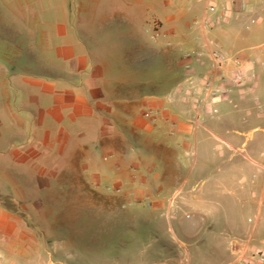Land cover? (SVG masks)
<instances>
[{
    "label": "crops",
    "instance_id": "crops-1",
    "mask_svg": "<svg viewBox=\"0 0 264 264\" xmlns=\"http://www.w3.org/2000/svg\"><path fill=\"white\" fill-rule=\"evenodd\" d=\"M66 1L57 7L50 0H0V198L10 197L23 211L0 200V264H120V240L128 245L121 254L125 264L175 263L180 253L189 256L197 231L181 237L171 227L161 232L154 220L111 214L119 202L140 194L149 201L147 190L165 193L155 205L168 211L173 197L185 204L207 201L213 185L197 195L185 188L199 176L218 174L214 164L224 158V145L237 139L236 131L222 135L226 123L210 114L215 104L198 108L183 91V79L162 96L134 86L142 73L154 83L152 69L172 80L170 71L179 63L165 54L167 48L161 52L145 42L144 24L153 26L154 41L166 38L194 9L188 0H131L134 8L98 19L93 11V19L76 28ZM241 1L248 9L235 6L234 12L262 19L264 0ZM120 22L127 35L117 31ZM207 36L199 34L197 49L207 50ZM236 52L251 60L257 75L253 84L249 79L231 90L232 101L241 103L259 87L264 71L252 53ZM207 71V57L193 61L196 79ZM149 109L157 111L154 119L143 116ZM91 173L103 180L112 176L121 191L104 194L98 183H88ZM72 209L78 215L71 216ZM137 231L143 233L135 236ZM247 237L252 249L254 236ZM150 245L155 250L146 252Z\"/></svg>",
    "mask_w": 264,
    "mask_h": 264
},
{
    "label": "rangeland",
    "instance_id": "rangeland-1",
    "mask_svg": "<svg viewBox=\"0 0 264 264\" xmlns=\"http://www.w3.org/2000/svg\"><path fill=\"white\" fill-rule=\"evenodd\" d=\"M50 1L55 2L57 7L61 2V0ZM208 1L188 0L194 10L181 18L174 28L169 29L166 38L160 36L154 41L152 38L154 35L153 26L147 22L144 24L145 42L149 45H156L161 52L167 48L165 54L175 63H179L170 71L174 75L172 80L160 79L158 72H153L155 69H152L151 72L156 75L157 79L154 83L149 84L146 80L147 74L142 73L140 80H137V77L136 84L134 83L140 92L162 96L165 92L176 89V79L184 77V60L181 59V55L185 51L197 49L200 42L198 36L201 32L207 33V37L219 42L227 50L233 52L243 50L248 55L252 53L250 58H254L259 68L264 71V28L261 26L264 25V12L260 14L261 20L247 19L244 13L234 12L233 9L238 6L240 11H245L248 9V3L244 1L246 6L242 8L241 0H235L231 12L224 19L214 21L216 15H208L212 21V27L205 30L194 22L201 20L205 15ZM210 1L215 2L218 7L226 5L225 0ZM66 2L65 9L70 14L69 20L76 28L84 27L85 23L91 20L94 15L93 11L96 12L98 19V15L104 12H110L117 8L128 10L136 6L133 3L135 6L131 7L133 6L131 0H99V3L94 0H67ZM85 8H88L89 12H86ZM246 24L248 28H245ZM127 29L128 26L124 22H120V29L117 31L123 35L126 34ZM257 50L258 54L253 56ZM134 53L137 54V52ZM255 80H250V82L253 84ZM138 81L141 85L138 84ZM181 87L185 91V86ZM254 91L249 92L247 99L242 100L241 103L238 102L239 99L232 101L231 92L224 99L214 103L216 115L221 117L220 121L226 123L225 128L221 130L222 135L227 137V130L232 133L236 131L238 135H236V140H230V145H224V158L214 164L215 171L219 168V172H216L218 174L209 179L204 175L199 176L197 181L194 180L185 188H191L189 193L197 195L205 184L213 185V191H208L206 194L207 201L205 200L200 205L185 204L178 197L168 211L167 207L155 205L157 201L165 198L166 194L147 190L145 194L149 195V201L144 202L143 194H140L137 196L138 198L119 202L117 209L113 210L111 215L117 217L154 220V223L161 228V232L165 226L171 227L181 237L182 233L187 230L197 231L199 237L190 241L189 256L180 253L178 259H175V263H171L169 260L168 263L227 264L233 258L231 242L244 239L249 233L254 236L251 241L252 249H264V222L261 223L264 219V204L262 207L263 218L258 219L256 215L261 196L264 197V78ZM233 104H237V106L235 107ZM254 127L256 128L253 129ZM17 179L21 181L25 178ZM88 183L91 185L98 183V190L106 195L113 196L115 194V184L110 175L107 180H103L96 173H91ZM218 184L221 185L218 186ZM24 186L22 185V187ZM7 189L10 190V187ZM9 193L11 195V191ZM1 198L5 199V202L2 203L3 206L10 208L12 203L10 197L3 196ZM12 207L13 211H18L20 214L23 212L15 205ZM95 211L92 210L91 213H95ZM69 212H71V216L78 215V210L72 209ZM37 215L33 213V218L37 219ZM142 233V231H137L134 234L136 236V234ZM124 241L118 242L119 245H123L118 248L120 264H125L121 254H124L128 249V245ZM153 250H155L154 245L146 247V252ZM167 252L166 256L169 257V251Z\"/></svg>",
    "mask_w": 264,
    "mask_h": 264
},
{
    "label": "built area",
    "instance_id": "built-area-1",
    "mask_svg": "<svg viewBox=\"0 0 264 264\" xmlns=\"http://www.w3.org/2000/svg\"><path fill=\"white\" fill-rule=\"evenodd\" d=\"M225 1V6L218 7L215 2L209 0L205 15L194 24L209 30L212 27V21L208 15L215 14L214 21L224 19L236 2L235 0ZM240 5L244 8L246 3L241 1ZM204 57H207L208 71L203 78L196 79L192 73L193 61H199ZM181 59L184 60L183 68L185 70L181 84L188 90L189 97L195 99L198 108L206 103L214 104L216 101L224 99L233 88L243 85L249 79L255 80L257 76L251 60L241 57L239 52L227 50L213 39L207 40V50L185 51L181 55ZM210 114L216 115V109L211 108ZM156 115L157 111L152 109L143 113V116L149 119H154ZM114 191L118 193L121 190L116 187ZM173 203L174 197L171 199V204ZM249 245V237L233 241V258L227 264H264V249L253 250Z\"/></svg>",
    "mask_w": 264,
    "mask_h": 264
},
{
    "label": "trees",
    "instance_id": "trees-1",
    "mask_svg": "<svg viewBox=\"0 0 264 264\" xmlns=\"http://www.w3.org/2000/svg\"><path fill=\"white\" fill-rule=\"evenodd\" d=\"M0 200L2 201V203L5 202V199L0 198ZM12 205L13 204L11 203V209H13Z\"/></svg>",
    "mask_w": 264,
    "mask_h": 264
}]
</instances>
